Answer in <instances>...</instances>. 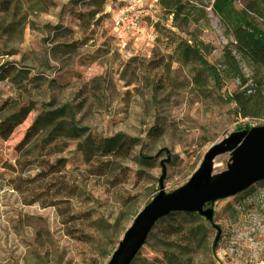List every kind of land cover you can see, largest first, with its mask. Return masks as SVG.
I'll return each mask as SVG.
<instances>
[{
  "label": "rangeland",
  "instance_id": "374dc122",
  "mask_svg": "<svg viewBox=\"0 0 264 264\" xmlns=\"http://www.w3.org/2000/svg\"><path fill=\"white\" fill-rule=\"evenodd\" d=\"M137 12L119 36V14ZM67 106L85 133L57 131L66 114L16 152L40 115ZM22 108L0 137V264H107L164 167L169 193L212 146L264 126V0H0V121ZM213 208L215 256L203 219L192 264H264V183ZM158 248L151 237L139 258Z\"/></svg>",
  "mask_w": 264,
  "mask_h": 264
},
{
  "label": "water",
  "instance_id": "95a60500",
  "mask_svg": "<svg viewBox=\"0 0 264 264\" xmlns=\"http://www.w3.org/2000/svg\"><path fill=\"white\" fill-rule=\"evenodd\" d=\"M224 154H230L227 169L216 174L214 161ZM165 179L164 167L158 193L136 215L107 264H132L156 224L170 214L197 213L213 222L215 202L239 195L263 182L264 126L233 132L212 146L197 171L172 192L165 191ZM214 227L218 230L216 246L222 230L216 224Z\"/></svg>",
  "mask_w": 264,
  "mask_h": 264
},
{
  "label": "trees",
  "instance_id": "16d2710c",
  "mask_svg": "<svg viewBox=\"0 0 264 264\" xmlns=\"http://www.w3.org/2000/svg\"><path fill=\"white\" fill-rule=\"evenodd\" d=\"M8 8L9 3L4 7V10H7ZM30 110L31 109L22 108L17 113L1 119L0 137L4 140H8L14 133L15 129L27 119L31 112ZM66 114H68V120L59 122L56 126L57 131H62L65 135L72 138H78L87 131L86 128L79 126L76 122L74 108L70 106H67L66 108L63 107L54 112H48L44 116L40 115L34 122L33 126L28 129L23 140L16 147V152L19 154L20 152H26V148L33 144L34 139L40 134V131L43 130V128L48 125H54V123ZM105 142V145H103L104 148L108 151L112 150L114 145L111 140H105ZM19 216L21 218V215ZM203 219L211 223L214 227V220L213 222H210L197 213H172L161 219L151 231L148 238L149 241L152 237L155 240L156 245L159 247L156 251L158 257L153 260V262H150L148 258H139L138 255L132 264H192L194 261V247L207 249L208 229L206 228ZM21 222L22 221L19 220L18 225L15 227V225H13L15 224V221L10 220V224L14 226L12 227L13 230L18 234L24 231L26 227V225ZM155 229H158V231L155 232ZM67 234L72 238L82 240V237L76 235L75 230H70ZM180 235H183V240L185 242L183 245H180L177 241V238ZM215 247L216 246H214L213 249H209L213 256H215Z\"/></svg>",
  "mask_w": 264,
  "mask_h": 264
},
{
  "label": "built area",
  "instance_id": "2783aa9c",
  "mask_svg": "<svg viewBox=\"0 0 264 264\" xmlns=\"http://www.w3.org/2000/svg\"><path fill=\"white\" fill-rule=\"evenodd\" d=\"M140 17L141 15L138 12L134 15V17H129V18L125 17L124 13H120L119 17L115 20L117 32L119 36H121L125 32L126 27L130 26V24L133 26L134 24H137ZM127 19H130L131 21L127 22Z\"/></svg>",
  "mask_w": 264,
  "mask_h": 264
}]
</instances>
